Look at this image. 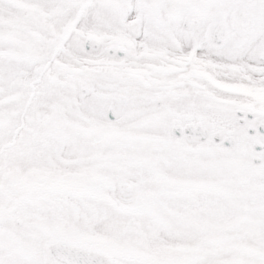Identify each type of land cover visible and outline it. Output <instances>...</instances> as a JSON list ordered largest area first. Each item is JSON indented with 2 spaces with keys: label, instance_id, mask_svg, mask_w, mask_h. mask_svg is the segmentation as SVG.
Masks as SVG:
<instances>
[{
  "label": "snow or ice",
  "instance_id": "1",
  "mask_svg": "<svg viewBox=\"0 0 264 264\" xmlns=\"http://www.w3.org/2000/svg\"><path fill=\"white\" fill-rule=\"evenodd\" d=\"M0 264H264V0H0Z\"/></svg>",
  "mask_w": 264,
  "mask_h": 264
}]
</instances>
